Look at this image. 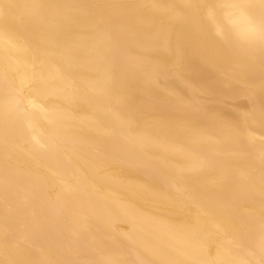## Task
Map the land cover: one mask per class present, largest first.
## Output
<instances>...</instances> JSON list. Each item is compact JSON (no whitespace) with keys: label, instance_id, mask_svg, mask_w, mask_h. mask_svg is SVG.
Masks as SVG:
<instances>
[{"label":"bare ground","instance_id":"1","mask_svg":"<svg viewBox=\"0 0 264 264\" xmlns=\"http://www.w3.org/2000/svg\"><path fill=\"white\" fill-rule=\"evenodd\" d=\"M0 264H264V0H0Z\"/></svg>","mask_w":264,"mask_h":264}]
</instances>
